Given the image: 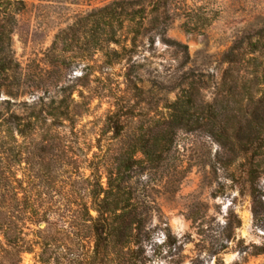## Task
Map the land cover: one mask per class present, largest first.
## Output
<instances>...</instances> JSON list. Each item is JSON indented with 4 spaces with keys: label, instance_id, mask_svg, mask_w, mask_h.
I'll return each mask as SVG.
<instances>
[{
    "label": "rangeland",
    "instance_id": "rangeland-1",
    "mask_svg": "<svg viewBox=\"0 0 264 264\" xmlns=\"http://www.w3.org/2000/svg\"><path fill=\"white\" fill-rule=\"evenodd\" d=\"M25 1L27 7L18 15L11 47L20 67L21 84L18 87L12 77L7 80L14 85L2 88L0 109L5 114L26 115L34 107L59 99L62 89L72 90L73 104L80 113L76 118L79 139L75 146L81 147L82 153H89L90 158L98 151L99 143L104 151H113L141 131H161L169 118L167 106L188 86V77L198 82L200 91L195 99L199 103L211 101L215 85L228 66L224 62L226 52L249 30L264 27V0H174L173 19L164 36H158L154 43L144 37L132 56L122 52L120 60L113 56L114 62L109 64L110 58L107 60L101 52L81 61L70 50L62 54L67 59L59 64L48 54L55 36L78 17L111 0ZM187 8L190 13L185 12ZM187 21L195 27L194 31L184 28ZM173 42L185 45L188 54ZM80 47L78 44L75 49ZM126 73L140 90L129 82ZM225 96L219 105L225 111L222 125L212 123L200 107L190 106L184 121L171 129L163 156L157 163H145L136 172L132 181L146 204L147 222L142 244L125 250L128 261L222 264L223 259L224 264L236 260L264 264V254L239 253L241 249L250 251L252 243H264V231L254 227L251 198L240 191L241 152L221 129L226 126L233 131L244 103L238 95ZM120 107L126 112L127 128L122 137L114 138L105 122ZM18 141L23 155L14 165L17 198L28 196L33 202L53 201L57 206L65 203L66 191L73 190L70 182L62 177L53 188L46 183H30L25 160L29 151L25 147L33 148V143L20 136ZM78 153L83 155L80 150ZM81 171L90 175L87 167ZM261 184L264 188V176ZM74 198L73 195L69 199ZM237 217L242 221L241 227L229 231L227 224L235 223ZM34 228L30 225L27 237L35 238L31 230ZM51 239L49 250L43 254L50 258L49 264H88L92 243L87 236L57 229ZM222 244L228 247L224 253L216 254ZM22 260L23 264H45L39 245L32 252L23 253ZM108 264L118 262L114 259Z\"/></svg>",
    "mask_w": 264,
    "mask_h": 264
},
{
    "label": "trees",
    "instance_id": "trees-1",
    "mask_svg": "<svg viewBox=\"0 0 264 264\" xmlns=\"http://www.w3.org/2000/svg\"><path fill=\"white\" fill-rule=\"evenodd\" d=\"M173 1L111 0L95 7L55 36L49 57L60 64L67 59L62 54L70 50L81 61L101 52L112 64L111 57L117 56L120 60L122 52L136 51L144 37L154 43L158 36H164L173 19ZM26 7L25 0H0V92L3 87H13L14 83L7 82L10 77L15 78L18 87L21 84L20 67L11 47L18 15ZM185 12L191 11L187 8ZM190 24L187 21L183 26L187 31H194L195 27ZM78 44L81 47L76 50ZM172 44L183 47L188 54L185 45ZM224 62L228 66L220 83L215 85V97L211 101L199 103L195 99L200 91L198 82L188 77V86L167 106L169 118L161 131H141L113 151H104L99 143L98 151H94L91 158L89 153H82L83 149L75 146L79 139L76 118L80 113L73 104L72 90L62 89L59 99L34 107L26 115L5 114L0 109V264H23V253L32 252L37 245L42 248V262L49 264L50 258L43 254L49 250L53 231L57 229L91 239L88 264H108L114 259L118 264H136L124 256L125 250L142 244L146 233V204L132 181L136 172L145 163H157L163 156L171 129L184 121L190 106L200 107L212 123L222 125L225 111L219 105L224 103L225 95H238L239 101L244 103V111L233 131L226 126L221 129L241 152L240 191L251 198L254 227L264 231L261 184L264 176V27L249 30L238 39L226 52ZM126 77L140 90L129 73ZM125 114L120 107L106 118V129L113 132L114 138L125 133ZM226 116L232 120L230 115ZM18 136L33 143V148L25 147L29 151L25 157L29 182L46 183L48 188H53L65 177L69 186H73V190L66 191L65 203L57 206L53 201L33 202L28 196L22 200L17 198L14 165L23 155ZM84 167L90 175L82 173ZM73 195L75 198L69 199ZM30 225L35 227L31 229L35 238L27 237ZM227 225L229 231H234L241 227L242 221L237 217L235 223L230 221ZM227 247L222 244L216 254L224 253ZM239 253L264 254V243H252L250 251L241 249ZM221 262L224 264L223 259ZM233 264L245 263L236 260Z\"/></svg>",
    "mask_w": 264,
    "mask_h": 264
}]
</instances>
